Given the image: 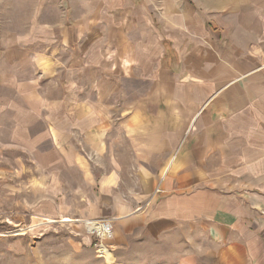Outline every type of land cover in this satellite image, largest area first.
Wrapping results in <instances>:
<instances>
[{
  "label": "crops",
  "instance_id": "0c3cea01",
  "mask_svg": "<svg viewBox=\"0 0 264 264\" xmlns=\"http://www.w3.org/2000/svg\"><path fill=\"white\" fill-rule=\"evenodd\" d=\"M157 2L156 23L166 27L174 51L166 58L161 45L158 61L148 62L142 47L135 62L115 65L113 56H125L113 43L101 56L73 48L71 37L58 52L38 57L58 77L53 92L0 73L1 87L22 99L6 105L11 136L30 145L50 139L61 162L83 175L85 184H78L96 187L81 217L112 222L117 264H135L143 256L139 244L145 251L146 244L184 236L190 264H259L264 0ZM18 52L14 58L25 60ZM134 72L144 89L126 96L121 85ZM159 183L163 193L156 195Z\"/></svg>",
  "mask_w": 264,
  "mask_h": 264
},
{
  "label": "rangeland",
  "instance_id": "374dc122",
  "mask_svg": "<svg viewBox=\"0 0 264 264\" xmlns=\"http://www.w3.org/2000/svg\"><path fill=\"white\" fill-rule=\"evenodd\" d=\"M157 1L0 0V73L16 74L19 81L28 80L40 91L55 90L53 82L58 77L46 69L48 64L39 63L38 57L58 52L59 46H64L62 41L71 37L73 48L98 51L101 56L113 43L112 50L123 51L125 56L124 59L113 56L115 65L133 60L142 47L146 49L148 62L158 61L161 45L166 58L174 51L165 36L166 27L156 23L162 16ZM18 51L27 58L23 61L14 58ZM103 61L101 65H105L106 57ZM130 76L132 80L121 85L126 96L137 92L133 89L138 92L144 89L137 72ZM1 86L0 264H107V259L99 257L93 242L90 243L84 221L93 219L81 217V211L91 205L89 198L97 192L96 187L78 184H85L83 175L61 162L50 139H36L35 145H30L22 143L25 139L11 136V110L6 105L22 99L12 89ZM118 92L122 94L123 90L118 88ZM119 108L121 111L122 107ZM39 129L42 130V125ZM76 145L93 164L95 155L88 151V146L81 140ZM155 192L163 193L161 183ZM66 218L74 222H62ZM260 225H264V218L260 219ZM138 246L143 256L134 257L135 264H190V237L146 244L145 251L143 244ZM259 264H264V257H260Z\"/></svg>",
  "mask_w": 264,
  "mask_h": 264
},
{
  "label": "built area",
  "instance_id": "2783aa9c",
  "mask_svg": "<svg viewBox=\"0 0 264 264\" xmlns=\"http://www.w3.org/2000/svg\"><path fill=\"white\" fill-rule=\"evenodd\" d=\"M159 191L157 190V192ZM84 223L90 236V243L93 242L92 246L97 255L107 259V253L110 252L107 241L111 239L114 231L112 222L105 219H93L84 221Z\"/></svg>",
  "mask_w": 264,
  "mask_h": 264
},
{
  "label": "bare ground",
  "instance_id": "6f19581e",
  "mask_svg": "<svg viewBox=\"0 0 264 264\" xmlns=\"http://www.w3.org/2000/svg\"><path fill=\"white\" fill-rule=\"evenodd\" d=\"M48 222L49 223H53L54 221L53 220H48ZM62 222H74V219L66 218V219H63ZM76 222H78V221H76ZM112 256L113 255H112V252L111 251L107 253V256H106V258H107V260H106L107 261V264H115V261L112 260L113 258L111 259Z\"/></svg>",
  "mask_w": 264,
  "mask_h": 264
}]
</instances>
